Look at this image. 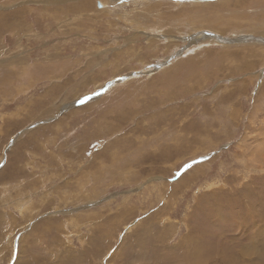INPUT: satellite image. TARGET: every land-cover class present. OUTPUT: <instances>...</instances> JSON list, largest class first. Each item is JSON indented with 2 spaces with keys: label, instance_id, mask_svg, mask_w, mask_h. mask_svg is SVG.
Wrapping results in <instances>:
<instances>
[{
  "label": "rangeland",
  "instance_id": "obj_1",
  "mask_svg": "<svg viewBox=\"0 0 264 264\" xmlns=\"http://www.w3.org/2000/svg\"><path fill=\"white\" fill-rule=\"evenodd\" d=\"M0 264H264V0H0Z\"/></svg>",
  "mask_w": 264,
  "mask_h": 264
},
{
  "label": "bare ground",
  "instance_id": "obj_2",
  "mask_svg": "<svg viewBox=\"0 0 264 264\" xmlns=\"http://www.w3.org/2000/svg\"><path fill=\"white\" fill-rule=\"evenodd\" d=\"M193 19V18H192ZM5 83V81H3Z\"/></svg>",
  "mask_w": 264,
  "mask_h": 264
}]
</instances>
